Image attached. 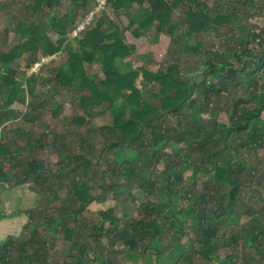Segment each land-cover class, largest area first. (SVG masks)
Wrapping results in <instances>:
<instances>
[{
  "label": "trees",
  "instance_id": "16d2710c",
  "mask_svg": "<svg viewBox=\"0 0 264 264\" xmlns=\"http://www.w3.org/2000/svg\"><path fill=\"white\" fill-rule=\"evenodd\" d=\"M215 1L217 7L211 8L200 0H109L108 7L126 16L129 25L123 28L104 11L78 39L68 34V28L74 25V16L64 21L52 18L38 23L24 18L15 25L12 32L17 45L0 55V124L18 118V112L25 123L32 124L38 116H31L29 111L45 106L35 94V86L43 81L38 75L41 71L17 79V72L11 67L15 61L30 56V69L40 56L65 53L67 59L56 70L54 85L58 90L80 92L78 101L86 117H93V108L110 112L112 122L102 128L103 151L112 152L114 157L112 163H108L112 167L108 169L111 183L106 186L104 171L99 176L100 182L90 183L96 173L88 157L90 144L86 150L79 147L81 155L69 154L68 150L65 155L61 152L63 145L52 140L49 146L57 152L56 169H47L45 161L41 160L27 159L26 163L15 160L14 156L18 158L26 148L46 146L38 139L31 140L28 132H21L24 148L16 143L13 151L1 147L0 155H10L7 161L22 167L23 179L18 181L26 178L25 182H32L39 188L42 202L48 206L37 211L38 221L35 224L31 221L27 226L29 237L19 244L20 248L15 249L13 240L3 246L0 264H25L24 261L47 264L52 249L50 243L55 240L57 229L62 230L63 242L68 244L71 262L67 264H122L150 254L161 258L167 252L158 249L160 237L168 230L178 235L175 246L168 251L169 254L175 247L180 248L173 255L177 257L175 264H240L235 255L220 258L216 241L219 240V225L224 220L230 224L240 220L241 216L234 209L245 184L241 181V172H247L249 184L254 182L249 164L241 155V147L251 146L257 151L264 148V29L256 32L246 17L259 16L264 26V0H241L242 8L246 5L257 8V12L251 10L245 14L232 3L224 7L221 0ZM72 3L75 10L80 6L88 7L91 2L72 0ZM53 4L54 0H33L27 11L34 16L44 8L51 9ZM178 9H183V15L175 21L173 15ZM225 25L233 38L223 51L215 54L214 60L218 63L207 59L195 65L193 72L182 75L181 67L175 63L167 70L161 67L157 72H150L144 66L135 68L130 62L139 46H156L163 34L174 37L177 29L183 53L198 55L201 53L199 46L190 45L191 36L209 30L217 32ZM151 31L153 35H148ZM142 59L143 64L150 60L145 56ZM87 66L93 70L91 74ZM200 70L202 74L196 76ZM140 79L144 83H160L159 91L150 97L152 91L139 88ZM253 81L258 90L251 91L248 97L241 93L235 98L229 113L231 121L221 122L220 109L214 107L220 104L221 98L215 99L212 94L221 97L223 91L239 92L244 84L247 88ZM29 97H35L36 105L29 104ZM51 103V115L57 117L62 106L54 101ZM26 108L30 110L27 112ZM204 113H208V119ZM185 116L193 125L188 122V128L183 131L185 120L182 117ZM168 118L175 124L171 130L166 128ZM78 121L83 118L79 117ZM243 133L247 137L234 147L235 162L231 163L230 159L222 162L220 155L229 140ZM56 137L53 134V139ZM183 143L187 148L182 147ZM167 147L170 152L165 150ZM189 171L191 175L185 178ZM63 181L68 191L59 195L60 189L54 187ZM200 182L201 190L198 189ZM189 183L195 187H186ZM255 186L259 198L263 199L260 179ZM93 188L99 193H93ZM121 194L126 195L129 202L139 204L136 217L125 212L118 217L112 208L98 210L99 220L95 224L79 217L93 202H100L101 196L103 201L107 197L117 201ZM61 199L64 200L57 214L46 218L51 204ZM223 199L227 202L223 212H214L212 216L207 213L212 204L219 205ZM244 215L250 221V213L245 211ZM68 220L74 227H69ZM251 222L245 231V246L254 250L262 264L264 223H258L256 218ZM190 228L195 230V238H190ZM241 238L240 234L234 235L233 243ZM186 240L192 245L189 252L185 249ZM51 244L55 247V243ZM15 252L20 255L16 256ZM119 255L122 256L120 261Z\"/></svg>",
  "mask_w": 264,
  "mask_h": 264
},
{
  "label": "rangeland",
  "instance_id": "374dc122",
  "mask_svg": "<svg viewBox=\"0 0 264 264\" xmlns=\"http://www.w3.org/2000/svg\"><path fill=\"white\" fill-rule=\"evenodd\" d=\"M200 1L206 2L211 8L217 7V3L215 0ZM240 1L241 0H221L220 2L221 5H224V7L227 3H232L233 6L237 7L239 12L241 11L244 14L251 10L257 12V8H253L248 5L242 8V6L239 5ZM259 1L260 0H256V2ZM90 2L91 3L88 7L80 6V8L74 10L72 0H54L53 7L51 9L44 8L40 13L31 16V13L27 11V7L32 5L33 0H0V55L7 54L14 46L17 45V41L13 36L12 30L17 23L23 21L22 19L26 18L25 21L38 23L41 21L47 22L52 18H56L57 21H64L66 17L74 16V27L70 26L68 28V34H70L73 29L77 25L82 23V21L86 17V14L92 7L94 0H90ZM136 6L137 5L134 6L135 9L137 8ZM105 11L108 12L112 20H114L123 28L129 25L128 18L123 14L116 13L110 7H107ZM182 15L183 9H178L175 11L173 19L177 21L180 19V17H182ZM100 16L101 15L97 16L96 19L100 18ZM246 17L248 18V22H250L254 26L256 32L264 29L261 17H249V15H247ZM219 30L220 32H218ZM229 30V27L225 25L219 27L217 32L215 30H209L192 35L189 41L190 45L199 46V50L201 52L200 54L195 55L183 53L184 46L183 44L181 45L178 43L180 30L177 29L174 37L163 34L159 39L158 45L156 46H149L148 44L139 46L135 55L130 58V62L135 68L144 66L150 72H157L159 69H161V67L163 68V70H167L169 65H173L175 63L181 67L180 71L182 75H185L193 72L192 69H195V65H197L201 61L210 59L211 61L218 63V61L214 60L215 54L217 52L223 51L225 45L229 43L233 38L231 37ZM148 35H153L152 31L151 33H148ZM53 39H55L54 36ZM206 52L210 54H207ZM143 56L150 58L148 63L143 64ZM66 59L67 55L65 53H59L58 55H55L54 60L50 61L38 74L41 78H43V81L35 86V94L38 95L37 97L40 101L45 102V106L42 109H35V111H29L30 109L26 108L27 112L29 111L31 116H34L36 114V116H38V119L32 124L29 122L25 123L22 119L21 113L18 112V118L10 119L9 121L0 124V132L3 133L5 142H10L14 137L20 138L21 132L25 131L29 133L28 137L31 138V140L38 139V142L40 144L46 145L43 148L37 146L32 150L24 149L21 159L23 163H26L25 160L27 159L43 160L45 161L44 164L47 169L57 168V152H55V150L51 146H49L52 140H55L58 145H63L64 150L61 151V149L59 148V151H61L65 155L68 154L66 150L71 152L69 154L73 153V155L76 156L82 154V152L79 150V147H83L85 150L89 148L91 150V153L90 155H88V157L93 163L92 169L96 172L90 183L92 184L94 182H100L99 176L104 171L106 172V186H108L111 183L108 169L112 168L108 166V163H112V158L114 157V155L108 150L103 151L104 137L102 134L104 130H102V128L111 124L112 116L107 109L100 108L101 111H99V109L93 108V117H86L84 111L82 110V107L79 105L80 102L78 101V97L81 95L80 92L77 93L75 91H70L67 89L58 90L55 87L54 77L56 70L65 63ZM31 60L32 58L30 56L25 55L21 59L15 61V63L11 66L12 69L17 72V79L22 78L23 76H29L30 69L28 68V64ZM87 72L91 74L93 70L87 66ZM195 74L196 73H194L193 75ZM201 74L202 70H200L196 74V76ZM137 83L139 88L146 87L147 89L152 91V94H149L150 97H153V94H155V92H158L160 88V83L156 81L144 83L143 80L140 79ZM255 83L256 81H253L247 88L244 84L239 92L231 90L229 93H226V91H223L221 97L217 96L216 94H212L215 99L221 98L219 101L220 104L218 106H214L218 107L217 109H220V114L218 117L221 122L229 123L231 121L229 113L233 108L235 98L240 96L241 93L248 97L251 91H257V84ZM198 95H196V97H198ZM35 101V97L30 98L29 104L33 103L36 105ZM51 101L59 103L62 106L57 117L51 115V111L53 109V104L51 103ZM106 106L107 103L103 104V107ZM18 108L19 110H21L22 106L20 105V107ZM79 117H82L83 121H78ZM204 117L208 119V113H204ZM182 118H184L185 120L182 125V130L184 131V129L188 128V122L192 125L193 122H191L188 117L186 118V116ZM174 125V121H172L171 118H168L166 120V128H168L169 130L173 129ZM16 130H20V134H18L19 132ZM53 134L57 135L55 139H53ZM246 137V133H243L238 136V138L236 136V138H232L231 140H229L228 145L224 148L222 154L220 155V159L222 160V162H224V159H230L231 163L235 162L236 157L234 155V147L237 146V142L240 139H245ZM14 143L15 142H11L3 145H6L10 150L13 151L15 148ZM16 144H18L17 146H22L24 144V140L20 138V140ZM88 144H90L89 147ZM182 147L187 148L184 143L182 144ZM165 150L167 152H170L169 147L165 148ZM240 151L242 152L241 155L244 157L245 161H247L249 164L250 173L251 176H253L252 180L254 182L252 184H249L247 182V172H241V181L245 182V184H243L244 186H242L241 188L242 190L240 194V201L234 209V212L241 216L240 220L237 224H230L228 220H224L221 225H219V240L216 241V245L220 248L218 254L222 259L230 255H235L240 259V264H245L244 260L249 262V264H260L261 261L259 256L254 252L253 249L250 248V246H245L244 239L246 236L245 231L248 230L250 224L252 223V218H256L258 223H264V198H259L256 192L257 186H255L257 179H260V184L264 192V174H262L264 173V148L257 151L254 150L251 146H242ZM138 166L141 167V165ZM116 167L118 168V166H115V168ZM190 175L191 171L185 174V178H189ZM66 187L67 183L63 181L60 186L56 185L54 189H60L59 195H63L68 191L66 190ZM186 187L193 189V187L195 186L194 184L189 183L188 185H186ZM198 189H202L201 182ZM92 192L98 194L99 190L97 188H93ZM135 194H138V192H136ZM262 196L264 197V195ZM102 197L103 196L100 197V202H93L90 206H88L87 210L82 212L79 217L81 219L89 220L91 224H95L99 220L97 211L103 208L114 209V213L118 217L121 216L122 212L127 213L132 218L138 215L136 210L138 207L137 205L139 204H137L136 202H129V199L126 197V195L121 194L120 198L117 201H111L110 197H107V199L103 201ZM63 200L64 199H61L59 203L54 202V204H51L53 209H48V216H46V218H50V215L53 216V214H57V210L61 208V201ZM226 204L227 202L225 199H223L221 201V204L219 205L212 204L207 213L211 216L214 215V212H218V214H220L224 209H226ZM182 205H185V203L182 202ZM47 206L48 204L43 201L42 207L45 208ZM245 211H248L250 213V221L247 219V217H245ZM49 224H51V222H49ZM68 224H70L69 227H74L69 220ZM166 232H169V230ZM62 234V230L57 229L54 235L60 239L62 238ZM238 234L241 235V240H239L238 243H233L232 237ZM172 235L175 236L176 239L178 238V235L176 233L173 232ZM189 235L190 238H195V230L193 228H190ZM57 238H55V240H59ZM187 241L188 240L184 242L187 244ZM55 245H58V241H56ZM119 246L120 243L118 244L117 248ZM191 246L192 245L190 243L185 245V249L187 252H189ZM163 249L167 248L165 247ZM176 249L180 251V248L175 247L174 250L169 252V255H167V257H157L156 259L145 257L141 259L143 264H175L177 257L176 259L173 258V255ZM262 264L264 263L262 262Z\"/></svg>",
  "mask_w": 264,
  "mask_h": 264
},
{
  "label": "crops",
  "instance_id": "0c3cea01",
  "mask_svg": "<svg viewBox=\"0 0 264 264\" xmlns=\"http://www.w3.org/2000/svg\"><path fill=\"white\" fill-rule=\"evenodd\" d=\"M19 140V138L14 137L10 142H5L3 133L0 132V149L4 146L3 144L11 142L18 143ZM11 155L13 156V153H11ZM14 157L16 161L23 163L21 159L22 154L18 158H16L17 156ZM9 158L10 155H0V251H2L1 249H3V246L11 240L15 242L16 250L20 248L19 244L25 242L29 237L27 226L31 221H35L33 224L38 221L37 211L43 208L42 195L39 192V188L35 187L32 182H25L26 178L19 182V179H23L21 174L22 167H15L13 165L15 162L7 161ZM172 234L173 232L169 231L163 233L160 237L158 249L160 252H167V254L164 255L166 257L169 255L168 251L175 246L177 240ZM54 238H57V236L54 235ZM56 241H58V245H55V247L52 246L51 243L56 244ZM51 243L50 246L52 249H50L47 264L70 263L71 260L68 257L70 252L68 251L67 243L63 242V238H60L59 240H51ZM165 247L167 249H163ZM29 252L31 253L32 251L30 250ZM15 255L19 256L20 252H15ZM146 257L156 259L151 254ZM117 258L120 261L122 256L119 255ZM24 263L28 264L27 261H24ZM122 264H143V262L140 258L139 260L124 261Z\"/></svg>",
  "mask_w": 264,
  "mask_h": 264
},
{
  "label": "built area",
  "instance_id": "2783aa9c",
  "mask_svg": "<svg viewBox=\"0 0 264 264\" xmlns=\"http://www.w3.org/2000/svg\"><path fill=\"white\" fill-rule=\"evenodd\" d=\"M109 0H94L92 8L86 14V17L77 25L73 31L70 33L71 38L78 39L82 35H84L97 21L96 17L101 15L106 8L108 7ZM54 60V56L52 57H42L38 58V61L30 68L31 74H36L41 71L50 61Z\"/></svg>",
  "mask_w": 264,
  "mask_h": 264
},
{
  "label": "flooded vegetation",
  "instance_id": "af4514ba",
  "mask_svg": "<svg viewBox=\"0 0 264 264\" xmlns=\"http://www.w3.org/2000/svg\"><path fill=\"white\" fill-rule=\"evenodd\" d=\"M262 19V18H261Z\"/></svg>",
  "mask_w": 264,
  "mask_h": 264
}]
</instances>
